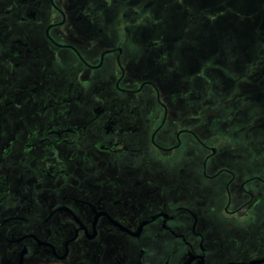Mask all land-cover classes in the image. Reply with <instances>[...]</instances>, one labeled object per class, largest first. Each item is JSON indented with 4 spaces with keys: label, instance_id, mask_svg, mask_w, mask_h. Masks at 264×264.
Listing matches in <instances>:
<instances>
[{
    "label": "flooded vegetation",
    "instance_id": "obj_1",
    "mask_svg": "<svg viewBox=\"0 0 264 264\" xmlns=\"http://www.w3.org/2000/svg\"><path fill=\"white\" fill-rule=\"evenodd\" d=\"M236 5L232 50L239 23L264 30V0ZM157 27L156 0H0V264L264 257V59L195 91L200 58L177 74Z\"/></svg>",
    "mask_w": 264,
    "mask_h": 264
},
{
    "label": "rangeland",
    "instance_id": "obj_2",
    "mask_svg": "<svg viewBox=\"0 0 264 264\" xmlns=\"http://www.w3.org/2000/svg\"><path fill=\"white\" fill-rule=\"evenodd\" d=\"M176 1L181 0H156L158 14L157 39L158 46L161 48L158 49L159 59L162 58L164 61H167L169 68H176L175 71L179 74L186 65L187 55L193 52V47L186 45V43L190 40L195 45L201 41L206 44L207 46L200 51L204 55L199 60L200 70L193 72L190 77L191 87L195 91L200 88L199 81L202 78L201 74H204V72L207 74H221L222 77L220 78L223 80L225 79V75L235 69V58H240L242 64H245L247 57L264 59V49L259 50L251 47L252 42L264 41V30L258 24L239 23V45L236 50H232L230 45L233 39L230 32L231 19L225 14V11L235 9L234 6V8L232 7V3H236V6L246 8L247 0H231V2L229 0H197L201 4L200 9L207 13L208 18L201 16L202 18L200 19L205 21L204 27L198 29V26H196L191 31L189 25L186 24L189 16L187 13L193 14L196 9L191 8L189 11H186L187 13L183 14L181 11L182 7L178 10L174 9L175 7L177 8ZM253 1H256L258 7L262 8V0ZM197 25L200 27V24ZM187 28V35L184 39H181L182 31ZM182 41L184 45H182ZM164 46L166 49H162ZM239 68H242V66H239ZM263 68L264 65L254 66V73L260 72ZM207 97L213 99L212 96ZM228 105V103H223V106L228 107ZM231 105L232 109L228 111V114L224 111V107L221 109L223 128L226 127L227 123H230L235 109L239 106V102H233Z\"/></svg>",
    "mask_w": 264,
    "mask_h": 264
},
{
    "label": "water",
    "instance_id": "obj_3",
    "mask_svg": "<svg viewBox=\"0 0 264 264\" xmlns=\"http://www.w3.org/2000/svg\"><path fill=\"white\" fill-rule=\"evenodd\" d=\"M262 261H264V257L260 258V259L252 260L249 262H231V263H227V264H254L256 262H262Z\"/></svg>",
    "mask_w": 264,
    "mask_h": 264
},
{
    "label": "trees",
    "instance_id": "obj_4",
    "mask_svg": "<svg viewBox=\"0 0 264 264\" xmlns=\"http://www.w3.org/2000/svg\"><path fill=\"white\" fill-rule=\"evenodd\" d=\"M202 49H200V51H201ZM194 56H198L199 58L202 56H204L201 52H199L198 50H194L193 52H192V54H191V57H193L194 58Z\"/></svg>",
    "mask_w": 264,
    "mask_h": 264
}]
</instances>
